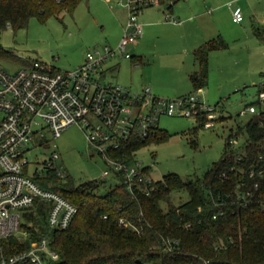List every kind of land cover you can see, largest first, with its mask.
Returning <instances> with one entry per match:
<instances>
[{"label":"rangeland","instance_id":"374dc122","mask_svg":"<svg viewBox=\"0 0 264 264\" xmlns=\"http://www.w3.org/2000/svg\"><path fill=\"white\" fill-rule=\"evenodd\" d=\"M236 7L242 10L241 22L232 19ZM168 12L181 21L180 25L164 19ZM122 18H126L125 12L111 8L105 0H81L72 12L62 10L43 19L33 16L27 26L17 29L7 26L0 30V47L9 50L13 58L0 57V66L12 72L22 61L39 60L60 70L72 69L94 47L117 46L124 30ZM158 20L170 24L153 25ZM139 21L143 34L137 44L128 46L136 58L108 59L103 81L130 89L148 86L154 94L165 97H176L170 93L175 89L193 90L204 103L223 111L225 118L206 128L193 118L163 115L159 129L170 134L168 139L135 150L129 165L141 161L155 181H162L168 173L184 180L202 179L224 155L227 139L252 116L240 111L251 103L258 104L260 85L264 84V42L253 33V25L264 26V0H176L172 9L165 4L146 8ZM208 43L218 45L208 52V82L202 90L193 89L190 75L199 68L194 51ZM45 134L49 141L31 149L30 172L41 169L55 151L60 155L57 163L76 184L98 179L102 182L100 194L117 184L114 177L102 176L105 164L89 146L80 126L70 125L56 138ZM244 136L235 148L244 144ZM189 198L185 190L170 195L174 205ZM161 204L166 209V202Z\"/></svg>","mask_w":264,"mask_h":264},{"label":"built area","instance_id":"2783aa9c","mask_svg":"<svg viewBox=\"0 0 264 264\" xmlns=\"http://www.w3.org/2000/svg\"><path fill=\"white\" fill-rule=\"evenodd\" d=\"M105 1L126 13L123 34L115 48L94 47L81 64L68 70L39 60L12 72L0 66V264H54L59 254L51 246V232L68 228L78 211L75 203L52 188L51 174L61 179L70 176L57 163L58 152H52L41 169L29 170L31 149L49 141L45 132L56 138L68 126H80L89 146L105 164L102 176L121 177L131 193L141 188L148 194L155 180L141 161L129 165L135 152H129L131 144L155 135L163 115L193 118L206 128L225 118L216 105L204 103L195 93L165 97L154 94L148 86L130 89L104 82L108 59L133 58L128 46L137 43L143 34V23L139 21L142 12L163 4L171 9L175 0ZM165 19L176 22L171 12L165 14ZM232 19L243 20L240 7L232 10ZM257 103L258 107L246 105L240 114L254 115L264 110V91L259 93ZM242 135L237 129L227 139L231 150L240 149L235 147ZM257 160V165L242 174V178L253 180L252 187L241 189L245 183L240 181L234 195L229 193L231 202L247 205L259 198L264 148ZM222 206L213 218L225 213ZM22 219L26 222L21 223ZM120 223L126 225L123 219ZM165 242L168 253H174L180 244L177 238Z\"/></svg>","mask_w":264,"mask_h":264},{"label":"trees","instance_id":"16d2710c","mask_svg":"<svg viewBox=\"0 0 264 264\" xmlns=\"http://www.w3.org/2000/svg\"><path fill=\"white\" fill-rule=\"evenodd\" d=\"M80 2L0 0V30L25 27L33 16L43 19L62 10L72 12ZM253 33L264 42V26L254 24ZM217 46L208 43L195 52L199 71L191 76L194 89L207 84L208 52ZM0 57L12 59L13 55L0 47ZM30 62L22 61V65ZM262 91L264 84L260 85ZM238 132L245 135L244 144L236 151L226 144L222 158L202 179L184 180L168 173L162 181H155L148 194L141 188L131 193L121 177L100 194L102 182L98 179L76 184L71 176L61 179L51 174L52 188L78 207L68 228L51 232V246L59 254L54 264H264V179L259 198L246 207L231 202L229 194L234 195L240 181L245 183L241 189L253 185V180L242 178V174L259 163L258 154L264 148V110L252 115L244 127L238 126ZM169 135L159 129L155 135L135 141L128 150L132 153L150 142L165 141ZM181 190L190 198L174 205L170 195ZM220 206L225 213L213 218ZM168 238L180 240L174 253L164 249Z\"/></svg>","mask_w":264,"mask_h":264},{"label":"crops","instance_id":"0c3cea01","mask_svg":"<svg viewBox=\"0 0 264 264\" xmlns=\"http://www.w3.org/2000/svg\"><path fill=\"white\" fill-rule=\"evenodd\" d=\"M121 10H123L122 8H120ZM123 12H125L124 10H123ZM144 12V11H143ZM142 12V13H143ZM125 15H126V13H125ZM125 17V16H124ZM124 19H126V18H122V23H121V26L123 27V25H124ZM164 19H165V17H164ZM166 20V19H165ZM168 21V20H167ZM175 21H173V23H174ZM175 23H177V25H180V23H181V21L180 20H176V22ZM163 25V24H170V23H165L164 21H161V20H158V21H153V25ZM138 43V42H137ZM137 43H135V44H137ZM197 50H195L194 52H196ZM194 55H195V53H194ZM134 58H136V56L135 55H133V59ZM140 56L138 57V59L137 60H139V61H137L138 63L140 62ZM138 63H136V64H138ZM199 71V68L197 69V70H195L193 73H191V75H190V79H191V76L192 75H194V74H196L197 72ZM191 83H192V81H191ZM192 86H193V84H192ZM202 88V87H201ZM201 88H198L197 90H202ZM193 89H194V87H193ZM193 91V90H192ZM192 91H190V92H180V91H178V90H173V92H170V93H172V95H175V96H180V95H186V94H189V93H192ZM162 93H164V92H162ZM168 93V92H167ZM159 127H160V123H159Z\"/></svg>","mask_w":264,"mask_h":264}]
</instances>
